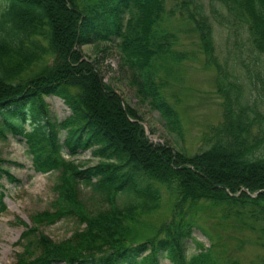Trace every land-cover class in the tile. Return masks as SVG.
Here are the masks:
<instances>
[{"label":"trees","instance_id":"16d2710c","mask_svg":"<svg viewBox=\"0 0 264 264\" xmlns=\"http://www.w3.org/2000/svg\"><path fill=\"white\" fill-rule=\"evenodd\" d=\"M207 5L205 11L201 0H0V139L23 137L33 170L57 171L52 210L31 216L10 264H159L161 257L171 264H241L212 253L217 241L197 225L199 213L210 207L252 231L264 249V74L254 76L256 97L247 102L227 62L214 54L210 22L244 31L249 48L264 56V0ZM174 16L192 26L221 98V120L207 128L205 147L192 154L149 141L135 111L101 83L93 62L76 49L116 40L142 79L138 92L165 129L180 136L178 113L155 73V65L162 66L157 62L185 58L172 49L176 36L163 25ZM49 95H60L67 117L50 119ZM86 150L96 159L91 165L62 158ZM1 162L0 180L14 181ZM84 189L97 206L82 202ZM163 202L168 218L140 235L141 220ZM4 209L0 192V213ZM69 216L79 226L63 240L36 227ZM194 227L210 243L203 248L197 242L199 250L187 257L184 242Z\"/></svg>","mask_w":264,"mask_h":264},{"label":"rangeland","instance_id":"374dc122","mask_svg":"<svg viewBox=\"0 0 264 264\" xmlns=\"http://www.w3.org/2000/svg\"><path fill=\"white\" fill-rule=\"evenodd\" d=\"M201 1L207 11V0ZM170 6L166 1V8ZM210 22L214 54L219 62H227V67L244 88L246 101L250 102L256 97L252 89L253 83H256L254 76L258 74L262 77L264 74V56L257 55L249 48L244 31L238 34L230 28ZM163 25L176 36L172 49L185 56L179 63L157 62L162 64L161 67H156L154 62L155 73L165 84L162 92L178 113L180 136L165 129L158 112L149 107L148 97L143 98L138 92L143 86L142 79L136 74V69L124 61L123 54L117 49L116 40L79 44L76 49L81 56L93 62L101 83L120 97L123 106L135 111L149 141L165 143L186 154H192L205 147L204 135L207 128L221 120V98L215 92L214 71L203 64L198 39L192 26L175 16L165 19ZM158 77L155 78L156 82L160 81ZM260 97L264 100V94H260ZM44 101L51 120L60 121L69 115V109L60 95L46 96ZM104 114L108 118L112 117L105 108ZM59 134L62 136L64 133L60 131ZM62 158L73 160L79 166L91 165L96 161L90 156L89 150L70 157L64 153ZM0 159L2 168L14 178L11 182L5 177L0 180V192L5 205L4 211L0 213V264H10L14 253L20 250L15 245L19 234L25 229V225L33 224L31 216L52 210L57 171H34L27 143L21 136L8 134L5 139H0ZM89 196V191L84 189L82 202L89 208L97 206L95 197ZM221 210L219 207H210L204 210L205 213H199L200 218L197 220L198 227L206 229L217 241L218 247L212 253L219 254L218 259L233 258L241 264H264V249L255 242V234L239 223L223 219ZM168 212V203L165 202L160 209L145 216L141 220L142 229L139 234L149 235L156 225L168 218ZM78 226L76 219L69 216L50 223L42 222L36 227L53 241H60L68 238ZM208 239L200 229L194 227L190 237L184 242L186 256L189 257L199 250L197 242L207 248L210 243ZM159 264L171 263L161 257Z\"/></svg>","mask_w":264,"mask_h":264},{"label":"bare ground","instance_id":"6f19581e","mask_svg":"<svg viewBox=\"0 0 264 264\" xmlns=\"http://www.w3.org/2000/svg\"><path fill=\"white\" fill-rule=\"evenodd\" d=\"M96 121H98V120H96ZM102 124V123H101ZM107 131V130H106ZM106 136V135H105ZM112 137V136H111ZM109 140V139H108ZM117 151V150H116Z\"/></svg>","mask_w":264,"mask_h":264}]
</instances>
